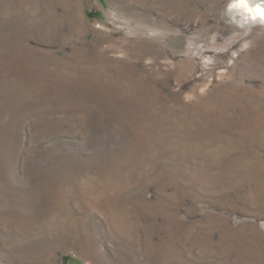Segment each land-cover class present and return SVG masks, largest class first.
<instances>
[{
	"label": "rangeland",
	"instance_id": "rangeland-1",
	"mask_svg": "<svg viewBox=\"0 0 264 264\" xmlns=\"http://www.w3.org/2000/svg\"><path fill=\"white\" fill-rule=\"evenodd\" d=\"M228 3L0 0V264H264V25Z\"/></svg>",
	"mask_w": 264,
	"mask_h": 264
},
{
	"label": "clouds",
	"instance_id": "clouds-1",
	"mask_svg": "<svg viewBox=\"0 0 264 264\" xmlns=\"http://www.w3.org/2000/svg\"><path fill=\"white\" fill-rule=\"evenodd\" d=\"M224 14L241 26L249 23L264 24V0H256L255 3L249 0H229Z\"/></svg>",
	"mask_w": 264,
	"mask_h": 264
},
{
	"label": "bare ground",
	"instance_id": "bare-ground-1",
	"mask_svg": "<svg viewBox=\"0 0 264 264\" xmlns=\"http://www.w3.org/2000/svg\"><path fill=\"white\" fill-rule=\"evenodd\" d=\"M249 2H250V3H255V1H254V0H249ZM263 25H264V24H263Z\"/></svg>",
	"mask_w": 264,
	"mask_h": 264
}]
</instances>
